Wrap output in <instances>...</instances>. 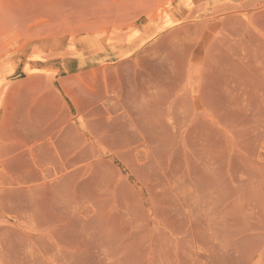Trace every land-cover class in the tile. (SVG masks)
<instances>
[{
	"label": "rangeland",
	"instance_id": "1",
	"mask_svg": "<svg viewBox=\"0 0 264 264\" xmlns=\"http://www.w3.org/2000/svg\"><path fill=\"white\" fill-rule=\"evenodd\" d=\"M0 264H264V0H0Z\"/></svg>",
	"mask_w": 264,
	"mask_h": 264
}]
</instances>
